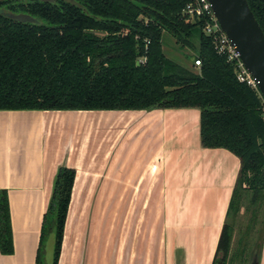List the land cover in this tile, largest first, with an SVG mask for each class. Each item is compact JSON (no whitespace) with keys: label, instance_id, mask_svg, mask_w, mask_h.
Here are the masks:
<instances>
[{"label":"crops","instance_id":"crops-1","mask_svg":"<svg viewBox=\"0 0 264 264\" xmlns=\"http://www.w3.org/2000/svg\"><path fill=\"white\" fill-rule=\"evenodd\" d=\"M61 166L75 175L57 264L212 263L240 162L201 145L198 108L0 109L13 245L0 264L38 263Z\"/></svg>","mask_w":264,"mask_h":264},{"label":"trees","instance_id":"trees-1","mask_svg":"<svg viewBox=\"0 0 264 264\" xmlns=\"http://www.w3.org/2000/svg\"><path fill=\"white\" fill-rule=\"evenodd\" d=\"M186 2L0 0V109L198 108L201 145L227 149L240 162L211 263L227 264L232 229L227 219L237 213V187L253 191L251 205L264 192L262 97L237 80L232 64L203 32L204 19L182 15ZM247 2L264 33V0ZM164 33L180 49L194 52L187 55L190 66L164 53ZM195 60L200 61L197 72ZM74 175L66 166L57 170L42 219L37 264H44L50 232L52 264H57ZM263 231L264 226L251 257ZM246 249L245 243L237 248L240 260ZM0 250L13 251L5 190H0Z\"/></svg>","mask_w":264,"mask_h":264},{"label":"water","instance_id":"water-1","mask_svg":"<svg viewBox=\"0 0 264 264\" xmlns=\"http://www.w3.org/2000/svg\"><path fill=\"white\" fill-rule=\"evenodd\" d=\"M220 29L226 34L240 59L255 79L257 89L264 99V33L247 0H208ZM44 264L53 262L54 234L46 240ZM257 249L249 264H258Z\"/></svg>","mask_w":264,"mask_h":264},{"label":"rangeland","instance_id":"rangeland-1","mask_svg":"<svg viewBox=\"0 0 264 264\" xmlns=\"http://www.w3.org/2000/svg\"><path fill=\"white\" fill-rule=\"evenodd\" d=\"M163 38L164 53L182 65L190 66L191 61L187 55L194 52L189 49H180L179 45L168 34L164 33ZM193 70L197 72V66ZM261 104L263 107V102ZM236 191L237 199L234 206L238 207L237 213L234 216L230 214L227 219V222L232 226L227 264H247L251 257V249L254 243L258 242L264 226V192L260 194L256 204L251 205L252 190L241 185L237 187ZM107 203L110 205V200L103 199L104 206ZM245 240L247 241L245 242ZM243 243L247 245V249L244 257L240 260L237 256V248H241Z\"/></svg>","mask_w":264,"mask_h":264},{"label":"built area","instance_id":"built-area-1","mask_svg":"<svg viewBox=\"0 0 264 264\" xmlns=\"http://www.w3.org/2000/svg\"><path fill=\"white\" fill-rule=\"evenodd\" d=\"M182 15L188 20L204 19L203 32L212 36L217 53L225 55L226 61L232 64L237 80L245 82L247 85L256 89L259 93L255 79L243 65L239 53L235 50V46L231 44V41L228 39L226 34L220 29L208 0H187L184 8L182 9ZM194 64L198 67L200 65V61L195 60ZM259 95L261 96L260 93ZM262 102V112L264 115L263 97Z\"/></svg>","mask_w":264,"mask_h":264}]
</instances>
